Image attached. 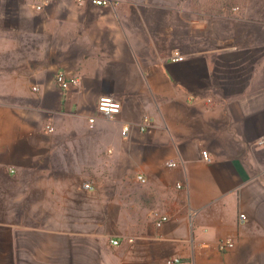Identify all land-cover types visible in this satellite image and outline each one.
I'll list each match as a JSON object with an SVG mask.
<instances>
[{"label":"crops","instance_id":"obj_1","mask_svg":"<svg viewBox=\"0 0 264 264\" xmlns=\"http://www.w3.org/2000/svg\"><path fill=\"white\" fill-rule=\"evenodd\" d=\"M115 1L0 0V264H264V0Z\"/></svg>","mask_w":264,"mask_h":264},{"label":"built area","instance_id":"obj_2","mask_svg":"<svg viewBox=\"0 0 264 264\" xmlns=\"http://www.w3.org/2000/svg\"><path fill=\"white\" fill-rule=\"evenodd\" d=\"M30 1L37 12H42L47 6L56 3L60 0H27ZM77 4L79 5H91L94 7H113L116 4L115 0H74ZM234 10H237L235 8ZM185 58L180 54V53H174V55L171 57V61L176 63V62H181L184 61ZM56 81L58 85L63 89V90H69L72 87L77 86L78 80L75 78H68L64 73H59L56 77ZM34 91H38V87L33 88ZM123 105L122 103L110 96V95H101L98 100V112L107 120H113L115 119L122 111ZM96 122V119L92 117L90 119L91 127H94V124ZM153 118L149 115H145L139 124V131L142 133H147L150 131L153 127ZM47 130L49 132H53L54 128L52 126H47ZM132 131V127L130 125H125L122 128L121 131V136L123 138H128L130 133ZM111 152V151H110ZM203 157L205 160L210 161L209 155L206 151L203 152ZM169 167L171 168H176L178 166V163L176 162H170L168 164ZM140 181H145L143 176H139ZM85 188L93 190L94 185L92 183H88L85 185ZM178 188H182L181 185H178ZM155 217V225L157 228H162L168 221H169V216L166 214H161V213H154ZM245 214H241V219H245ZM113 245H118V241H111ZM219 250L221 251H226L227 249H232L234 248V243L231 239H226L222 240L219 245H218ZM183 261L179 257H173L169 258L166 260L165 264H182Z\"/></svg>","mask_w":264,"mask_h":264},{"label":"trees","instance_id":"obj_3","mask_svg":"<svg viewBox=\"0 0 264 264\" xmlns=\"http://www.w3.org/2000/svg\"><path fill=\"white\" fill-rule=\"evenodd\" d=\"M242 1L243 0H208L202 5L195 4V7L205 8V12L207 13L220 14L229 3H231V6L228 9H231L232 7L239 6V3Z\"/></svg>","mask_w":264,"mask_h":264},{"label":"rangeland","instance_id":"obj_4","mask_svg":"<svg viewBox=\"0 0 264 264\" xmlns=\"http://www.w3.org/2000/svg\"><path fill=\"white\" fill-rule=\"evenodd\" d=\"M193 3H194V5L196 4V5H202L203 3H205L206 1H208V0H191ZM245 1L246 0H243L241 3H239V6H242V5H244V3H245ZM231 6V3H229L228 5H226V8H224L223 9V11L224 10H229L228 8ZM197 7V6H196ZM197 10H200V11H205V8H196ZM222 12H220V14H221Z\"/></svg>","mask_w":264,"mask_h":264}]
</instances>
